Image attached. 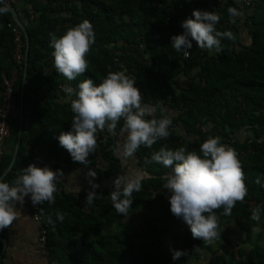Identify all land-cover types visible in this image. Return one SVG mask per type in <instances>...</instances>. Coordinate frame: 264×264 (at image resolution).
I'll list each match as a JSON object with an SVG mask.
<instances>
[{
  "label": "trees",
  "instance_id": "trees-1",
  "mask_svg": "<svg viewBox=\"0 0 264 264\" xmlns=\"http://www.w3.org/2000/svg\"><path fill=\"white\" fill-rule=\"evenodd\" d=\"M17 5L29 42L23 121L16 158L0 182L11 186L24 167L41 161L58 173L91 169L96 173L93 183L99 185L93 191L97 198L92 204L86 203L90 191L62 190L54 193V203L40 204L49 261L187 264L206 252L219 250L212 264H264V0H16L10 4L15 11ZM230 6L242 15L230 17ZM194 9L217 13L216 30L233 34V39L221 38L219 53L199 48L192 41L190 56L185 58L171 46V36L183 33L181 22L194 18ZM85 19L96 34L86 55L88 69L68 81L54 67L49 33L59 37ZM9 23L16 24L11 10L0 14V103L2 75L14 77L12 93L17 111L7 121L9 137L0 176L10 163L19 134L24 68V58L20 64L14 60L15 41ZM22 40L25 53L23 33ZM116 71L135 80L142 104L155 108V118L167 115L172 121L167 139L157 141L152 148L142 145L134 154L143 180L141 190L133 193L128 215L142 207L150 211L148 237L140 242L141 233L131 228L132 220H124L128 215L118 214L112 205L113 183H106L122 169L114 149L119 144L123 119L115 135L106 130L96 133L97 146L89 153L87 165L73 161L57 139L61 132L72 130L74 115L71 101L76 96L66 93L64 86L76 89L85 79L99 84L109 72ZM210 136L220 137L223 145L236 151L247 188L243 202L236 203L230 216L223 215L222 208L215 211L218 231L233 220L244 231L242 241L248 244L247 249L238 243L232 245L223 232L210 245L194 239L187 224L183 234L171 241L165 239V222L175 216L162 177L171 174L172 168L153 161L152 155L162 146L173 150L184 146L199 154L200 144ZM257 205L262 208L259 223L250 218ZM57 213L63 215L62 221L57 220ZM255 225L261 229L253 237ZM177 250L184 255L173 260Z\"/></svg>",
  "mask_w": 264,
  "mask_h": 264
},
{
  "label": "clouds",
  "instance_id": "clouds-1",
  "mask_svg": "<svg viewBox=\"0 0 264 264\" xmlns=\"http://www.w3.org/2000/svg\"><path fill=\"white\" fill-rule=\"evenodd\" d=\"M0 5H3L0 6V14L6 15L10 11L9 6L4 0H0ZM227 12L230 17L242 15L231 6ZM192 17L181 22L184 29L182 34L171 36V46L185 58L190 56L192 41L199 48L214 49L219 53L222 51L221 38H234L231 32L216 30L215 25L220 19L217 13L194 9ZM232 22L235 23V20ZM49 37L54 67L59 74L73 81L88 69L86 55L96 38L89 20L69 27L59 37L55 33H49ZM63 90L76 96L71 101L74 115L72 130L61 132L57 139L72 160L82 165L88 164L89 153L97 146L96 133L106 130L110 135H115L121 119L124 121L121 132H126L127 136L122 144L115 146L114 152L118 158L133 157L142 145L152 148L157 141L165 140L170 135L171 119L167 115L155 118V108L142 104L135 80L123 71L109 72L99 84H94L92 79H85L76 89L65 85ZM147 116L153 118L145 119ZM152 160L172 168L171 174L162 177L165 181L163 189L170 193L168 201L171 213L187 224L194 239L209 245L220 239L215 211L222 208V214L230 216L236 203L243 202L247 195L244 173L236 151L223 145L220 137L210 136L200 144L199 154L188 151L184 146L175 150L162 146L153 153ZM58 172L29 164L17 175L11 186L0 182V230L12 226L20 214L14 204L17 201L23 204L25 196L30 195L33 205L45 201L54 203ZM88 175L95 177L96 173L89 169ZM142 180L143 176L139 174L114 178L110 199L118 214H129L133 193L141 190ZM97 187L99 185L93 184V188ZM96 198V193L90 191L86 203L92 204ZM261 212L260 205L254 207L251 220L259 223ZM56 215L57 220H63L62 214ZM254 231L259 232V227ZM181 255L184 253L177 250L172 258L177 260Z\"/></svg>",
  "mask_w": 264,
  "mask_h": 264
},
{
  "label": "crops",
  "instance_id": "crops-1",
  "mask_svg": "<svg viewBox=\"0 0 264 264\" xmlns=\"http://www.w3.org/2000/svg\"><path fill=\"white\" fill-rule=\"evenodd\" d=\"M20 11L21 7L17 5L15 12L18 18H20ZM31 164L37 167L49 168L48 164L41 161L32 162ZM82 171L87 174L89 170H71L62 173V175L57 173L56 193L60 192V190L64 192L90 191L88 174L84 175ZM113 179L108 181H113ZM14 207L20 213L17 219L12 226L0 230V263L54 264L49 261L46 245L39 241L40 223L32 218L30 195L24 197L23 204L18 201L15 202Z\"/></svg>",
  "mask_w": 264,
  "mask_h": 264
},
{
  "label": "rangeland",
  "instance_id": "rangeland-1",
  "mask_svg": "<svg viewBox=\"0 0 264 264\" xmlns=\"http://www.w3.org/2000/svg\"><path fill=\"white\" fill-rule=\"evenodd\" d=\"M127 133L124 132L119 137V144H122L124 140L126 139ZM120 161L122 163V169L118 176H131L134 177L136 175H141V171L139 168H137V165L135 163L134 156L130 158H120ZM83 172V171H82ZM84 175H87L83 172ZM90 183V191H95V188H93V181L91 179L92 176L87 175ZM114 180V179H113ZM113 181H108L107 184L110 185ZM158 214H160L158 212ZM131 219V228L134 230L137 229L141 233L140 238H138V242L142 241L143 239L148 237V231L146 223L150 219V211L144 207L139 208L135 212L128 215L124 220ZM162 223L158 222V225L160 227ZM165 225L167 226V232L165 233V239L168 241H171L174 237H178L179 235L183 234L184 229L186 228V223L183 222L182 219L175 218V217H168V219L165 222ZM243 226H246V223H242ZM134 227V228H133ZM260 226L255 225L252 227L251 232L253 234V237H256L257 231H254L255 228ZM220 232H223L228 235V238L231 239V244L236 246L238 243L239 246L246 248L248 247L247 243H244L242 240L245 238L244 231L241 229V227L234 222L233 220H229L225 226H222L220 229ZM263 237H264V230H263ZM221 252L217 250L214 254L206 252L203 256H199L197 260H190L187 264H212L213 257L216 253Z\"/></svg>",
  "mask_w": 264,
  "mask_h": 264
},
{
  "label": "built area",
  "instance_id": "built-area-1",
  "mask_svg": "<svg viewBox=\"0 0 264 264\" xmlns=\"http://www.w3.org/2000/svg\"><path fill=\"white\" fill-rule=\"evenodd\" d=\"M15 1L16 0H4V3L7 5H10L14 3ZM8 26L10 27L12 31L14 41H15L14 60L16 61L17 64H20L23 62V58L25 56V53L23 51V40H22L23 32H21L22 30L17 24L9 23ZM13 83H14V77L10 78L4 74L2 75V84H3L4 89L2 91V95H1L2 100L0 103V164L5 154L6 140L9 137V129L7 126V121L10 118V116L14 115L17 111L16 105L13 100V93H12ZM121 135L122 133L120 134V136ZM49 168L52 170V167L50 165H49ZM31 208H32V218L36 222L40 223L39 224V241L40 243L45 245L47 228L42 223L43 217L40 213V205L39 204L33 205L31 202Z\"/></svg>",
  "mask_w": 264,
  "mask_h": 264
},
{
  "label": "water",
  "instance_id": "water-1",
  "mask_svg": "<svg viewBox=\"0 0 264 264\" xmlns=\"http://www.w3.org/2000/svg\"><path fill=\"white\" fill-rule=\"evenodd\" d=\"M11 12H12V16L14 18L15 23L21 28V30L23 31V34L25 36V42H26V47H25V57H24V68H23V77H22V88H21V93H20V105H19V120H20V129H19V134L14 146V150H13V154L10 160V163L8 164L7 168H5V170L2 172L1 176H0V180L6 175V173L11 169V166L16 158L17 155V151H18V147L20 144V135H21V131H22V121H23V107H22V100H23V93H24V85H25V81H26V70H27V65H28V37L25 31V27L22 24V22L19 20V18L16 16V12L15 10L8 5Z\"/></svg>",
  "mask_w": 264,
  "mask_h": 264
}]
</instances>
